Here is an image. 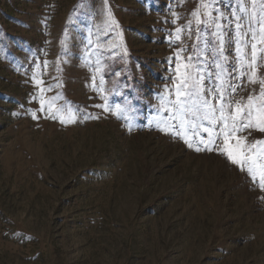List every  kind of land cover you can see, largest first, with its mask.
Wrapping results in <instances>:
<instances>
[{
    "label": "rangeland",
    "instance_id": "1",
    "mask_svg": "<svg viewBox=\"0 0 264 264\" xmlns=\"http://www.w3.org/2000/svg\"><path fill=\"white\" fill-rule=\"evenodd\" d=\"M262 18L264 0H0V264H264V132L238 123L240 164L223 150L237 102L253 123L261 104L243 32Z\"/></svg>",
    "mask_w": 264,
    "mask_h": 264
},
{
    "label": "snow or ice",
    "instance_id": "2",
    "mask_svg": "<svg viewBox=\"0 0 264 264\" xmlns=\"http://www.w3.org/2000/svg\"><path fill=\"white\" fill-rule=\"evenodd\" d=\"M205 7H207V5H204ZM240 11H245V9L243 7L240 8ZM195 15V13H194ZM231 15L235 18V28L237 31V35L239 36L241 34L242 31V23L241 20L242 18L240 16H238L235 12L231 13ZM223 17V13H221L220 17H217V19H220ZM226 19V17H223ZM252 19H255V13H253ZM264 19V18H262ZM198 23H202V21H198ZM218 30H222L223 29V25L221 24H217L216 25ZM181 31V29H177V33H179ZM249 33L251 34V58H250V62L248 64V68L251 70L250 73L248 74L249 76V82L256 84L257 80H256V76H257V70H256V65H257V61H258V57L259 54L264 53V48L259 47V44H264V23L260 24L259 27V32H257L256 29L252 28L251 26H249V28L247 29L246 32H243V35L245 37H247L249 35ZM213 35H215L217 37V40L219 42V52L221 53V58L225 61H227V57H223V52H224V45H225V34L223 31H218L217 33H214ZM179 38V37H177ZM199 38V37H198ZM248 41L245 40L244 44L245 46H247ZM189 61H191V57H188ZM236 63L237 64H241V66H243L242 63V53H241V41L239 39L236 40ZM185 70L187 72V69L190 67V65H184ZM216 67L221 69V72L218 74V79L220 78V76H222L224 74V72L226 71V69H224L222 67L221 64L217 63ZM179 68L180 65H177V69L179 72ZM237 69L235 68V65L232 66V71L233 73L236 71ZM231 75V74H229ZM241 75H244V73H241ZM188 75L185 74L184 76V81L177 86V97H178V101H179V97L182 95H185V93H181L180 88L184 87L185 89L188 88V84H187V80H188ZM259 86H260V100H261V104L258 107V112H257V116H256V120L255 123H253V104L252 101L254 99L253 96H249L248 97V105L247 106H243L241 105L239 102H237L236 105V109L234 114L232 115L231 119H232V126L231 129H228V125L225 124V130H227V134L225 136V141H224V151L227 153L228 159L232 161V163L234 164H240L241 163V158H240V153L235 151L232 147V145L229 143V139L232 136V134L235 131H241L242 129L237 127L238 123H243L244 128H250V127H258L260 131L264 132V79H261L258 81ZM228 87H230L232 89L233 92H235L237 90V87H239L238 85H233V84H229ZM216 91H219L216 90ZM188 95H190L191 93H187ZM223 95H221L220 97V101H221V119H225L223 116ZM204 107H209L207 100L204 101ZM212 111H215V109H212ZM61 122H64L63 120ZM204 131H208L207 128L204 129ZM188 147H193V143L190 139H185L184 141ZM206 145L208 143H210L211 141H207L204 142ZM260 143H264V142H260ZM196 151H202L203 149H201L200 147H196L195 149ZM211 150V149H209ZM249 172H251V169H249ZM261 188L264 189V173L261 174Z\"/></svg>",
    "mask_w": 264,
    "mask_h": 264
}]
</instances>
